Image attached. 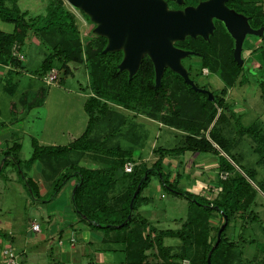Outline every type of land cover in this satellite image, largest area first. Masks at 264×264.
<instances>
[{
    "label": "trees",
    "instance_id": "16d2710c",
    "mask_svg": "<svg viewBox=\"0 0 264 264\" xmlns=\"http://www.w3.org/2000/svg\"><path fill=\"white\" fill-rule=\"evenodd\" d=\"M7 1L9 0H0V20L12 24V30H0V64L21 67L22 61L13 56L12 47L14 44L23 45L30 38L31 32L49 50L40 64L39 75L45 76L56 67L63 72V76L55 80L62 82L63 77L73 74L71 64L83 63L90 76L91 93L83 104L88 117L84 131L64 145H41L37 139L31 140L32 153L27 160L29 166L39 161L43 165L41 172L46 176V168L57 172L58 165H65L66 172L61 180H55L51 196L56 195L68 179L74 176L76 181L71 191L73 212L91 230L102 234L101 242L104 246L120 244L126 264H182L184 259L188 260V264H243L242 253L238 250V245L228 239L226 230L237 217L242 220L256 219L250 207L254 204L257 191L214 143L234 160L226 150L229 141L219 132L218 126L225 120V112H229L231 117L236 116L231 111L226 95L228 88L235 85L240 75L246 81L245 73L250 70L255 73L264 104V43L258 50L253 49V58L258 62L256 68L246 63L239 65L234 60L233 39L220 23L216 24L213 34L207 40L200 36H187L175 43L179 48L198 53L188 57H199L201 67L217 73L223 82V87L215 93L206 85L197 83L201 69L194 74L189 65H184L189 77L198 87L213 93L214 99L210 101L206 93L193 90L181 75L169 68L164 71L161 85L156 87L154 66L147 55L143 56L137 72L129 79L127 71L118 70L123 57L122 50L103 53L107 39L94 34L92 30L83 42L76 16L64 0H47L44 14L35 16H29L27 10L21 11L17 5L18 0H11L12 4L9 6L6 5ZM82 14L90 21L86 14ZM249 14L253 27L264 25V8L259 6ZM262 39L264 41V35ZM44 92V87L36 91L31 107L43 102ZM110 103L134 113H143L185 133L181 146L158 147L153 151L156 158L150 167L127 173L131 181L125 184L124 192L114 199L108 193L117 182L116 174L122 173L123 166L134 159L131 150L123 149L119 144L109 147L104 141L91 137L95 125L111 115ZM236 132L250 136L255 143V152L264 157V132L261 127L240 126ZM20 148V144L14 142L3 152V156L11 158L19 168ZM186 151L218 155V171L227 176L223 179L218 177L220 190L213 199L180 189L179 178L170 181V173L162 171L166 157L179 156ZM87 153L92 154V158L98 162L97 167L79 165V158ZM19 173L31 194L38 197L39 188L34 179L26 177L21 169ZM153 175L159 177L163 190L188 200V216L177 229H158L147 218L136 213L142 203L148 202L141 193ZM138 184L140 188L130 208V201ZM214 214L220 217V224L216 227L210 221ZM225 218L227 223L221 231L219 242L214 246L217 232ZM213 230L215 233L212 235ZM166 237L180 240L178 253L164 244ZM209 253L210 263L207 262ZM248 264H264V261H250Z\"/></svg>",
    "mask_w": 264,
    "mask_h": 264
},
{
    "label": "rangeland",
    "instance_id": "374dc122",
    "mask_svg": "<svg viewBox=\"0 0 264 264\" xmlns=\"http://www.w3.org/2000/svg\"><path fill=\"white\" fill-rule=\"evenodd\" d=\"M64 2L76 16L80 39L84 42L90 36V31H93L94 24L78 9L71 7L65 0ZM257 2L264 3V0H257ZM11 4V0L6 2L8 6ZM46 4L47 0L17 1L21 11L27 10L29 16L44 14ZM0 27L3 29L11 28L12 24L0 20ZM31 35L30 32V38L23 45L14 44L12 47V52L15 49V51L24 54V60H22L24 67L19 72L21 83L20 86L14 87L15 94H20L22 90L36 93L40 87H44L45 99L43 103L24 111V114L19 117L17 124L20 130L17 135H14L13 141L18 142L21 146L18 152L21 168L14 165L11 158H6V164L2 170L0 169V264H5L1 257L2 249L5 246L13 249L18 264H59L57 259L50 256L48 247H45L44 242L48 243L49 238L43 241L39 240L35 232H29L28 227L34 218H37L42 226L46 224L45 217L53 209L61 212L60 210H64L66 206L69 211L72 208L71 192L63 194L60 190L56 195L51 196L55 180H61L62 175L66 172L65 165H58L56 167L57 172H51L49 168H46V177L41 172L43 165L39 161L29 166L27 160L32 153V138H37L44 145H64L72 136H79L87 124V114L83 108L87 94L90 95L91 93L87 67L83 63L71 64L73 74L63 77L62 82L55 80V78L63 76V72L58 71L56 67L45 76L39 75L38 69L49 50L34 35ZM263 43L264 41H261V39L251 37L250 43L246 45V49L242 52L243 63L256 68L258 62L253 58L254 50H258ZM19 63L21 62L19 61ZM182 64L189 65L194 74L201 69V74L197 76L199 85H206L215 93L223 87V82L217 73L211 72L206 67H201L199 57L187 56L182 59ZM245 74L246 81L242 80L243 76L240 75L235 85L227 90L226 100L236 116L231 117L229 112H225L226 118L218 126L219 132L229 141L226 150L234 160L215 143L214 145L257 191L254 204L250 207L252 213L256 215V219L242 220L237 217L230 222L226 230L228 239L238 245V250L242 253L243 264H248L250 261H264V157L255 152V143L250 136L241 135L236 131L240 126L254 125V127H261L264 132V104L260 97L258 78L255 73L250 70L249 73ZM51 76L53 80L47 81V78ZM2 80L4 82V79L1 78L0 93H2ZM34 97L36 98V95ZM110 106L112 109L111 115H108L109 117L106 119H101L95 125L91 137L104 141L109 147L119 144L121 148L131 150L134 160L127 163H132V171L146 166L150 167L156 158V154L153 152L154 149L158 147L171 148L183 144L184 134H181V130L177 132L179 130L176 129L177 131H175L174 128L149 118L143 113H134L120 105L110 103ZM1 109L3 113V108ZM4 115L5 113H3V117L6 116ZM5 157L0 153V164ZM202 157L212 158L218 164V155L214 153L189 152L181 158L184 162L180 167L174 168V156L166 157L165 167L162 171L170 173V181L177 180L174 177L177 178V175L180 174L178 180L180 189L213 199L220 190L218 177L220 176L223 179L227 174L216 172L218 170L216 168L210 169L208 174L205 175V179L200 177L201 181H204V189L198 193L193 174L197 177L200 176L201 170L197 166L202 161ZM107 159H110L109 155ZM79 160V165L85 167L98 166V162L89 153L79 158ZM168 163H173V167L169 166ZM99 165L101 166L102 163H99ZM125 165L122 173L117 172V182L108 193L112 199L121 195L126 189L125 184L131 181L127 175L130 172H125ZM20 169L26 177L42 182L44 194L40 193L38 197L31 194L22 175L19 173ZM193 169L195 170L193 171ZM208 179H213L211 186L208 184ZM156 188L159 190L158 192H156ZM143 194L150 197L149 201L142 203L136 213L147 218L156 228L177 229L186 220L188 200L163 190L157 175L151 176L150 183L143 190ZM72 212L70 214H73ZM210 221L212 226L216 227L220 224L219 215L214 214ZM214 233L215 230L212 231V235ZM164 244L169 246L175 253L180 251L181 242L178 238L166 237L164 238ZM114 254L116 258L119 257V260L123 257L120 252ZM87 263L84 257L80 258L79 256L76 263L71 264ZM182 264H188V260L184 259Z\"/></svg>",
    "mask_w": 264,
    "mask_h": 264
},
{
    "label": "water",
    "instance_id": "95a60500",
    "mask_svg": "<svg viewBox=\"0 0 264 264\" xmlns=\"http://www.w3.org/2000/svg\"><path fill=\"white\" fill-rule=\"evenodd\" d=\"M74 9L81 10L94 24L93 33L107 39L103 53L122 50L123 57L118 64L119 71H127L129 79L137 72L142 58L147 55L153 63L155 86L161 85V78L166 68L181 75L190 87L206 93L212 101L210 90L198 87L189 77L182 64V59L198 54L174 45L187 36H201L208 39L214 31L213 19L220 20L227 32L234 39L233 58L243 64L242 45L246 34L262 36L264 25L253 29L247 18L230 10L225 5L227 0H204L196 6H187L182 10H170L166 0H65ZM181 3L182 0H174ZM6 157L1 161L0 169ZM137 185L130 201L137 194ZM130 218V215L127 217ZM227 223L220 226L214 246L220 240V234ZM210 263V253L207 257Z\"/></svg>",
    "mask_w": 264,
    "mask_h": 264
},
{
    "label": "crops",
    "instance_id": "0c3cea01",
    "mask_svg": "<svg viewBox=\"0 0 264 264\" xmlns=\"http://www.w3.org/2000/svg\"><path fill=\"white\" fill-rule=\"evenodd\" d=\"M0 30L10 32L12 30V27H7L5 29L0 27ZM23 67V64H21V67H19L18 65L14 66L8 64H0V79H4V82L2 80L1 85L2 93H0V153H2V155L3 152L14 143L13 137L14 135H17L20 130L17 124L19 117L24 114V111L36 107L30 106V103L35 98V93L29 90H22L20 94H15V88L20 86L21 83L19 72L22 71ZM88 95L89 94H87V96ZM1 108H3V113H5L6 115H4L5 117H3ZM174 130L177 131L176 129ZM177 132H180V130ZM181 134L185 135V133H183L182 131ZM76 137L78 136H72L67 143H69ZM38 142L39 144L44 145L40 143L39 140ZM189 152L191 151H186L182 156H174V168L183 165L184 161L181 158L185 157ZM201 159L202 161H200V164L197 166L201 170L200 176L197 177V175L193 174V177H195V187L197 188L198 193L204 189V181H201L200 177L205 179V175L208 174L210 169H218V164L215 163L214 159L209 157H202ZM168 164L169 166L173 165V163ZM194 170L195 169H193V171ZM217 171L218 170H216V172ZM179 175L180 174L177 175V178L180 179ZM174 179H176V177H174ZM34 181L38 185L39 194L43 193L44 186L42 182L40 180ZM75 181L76 178L74 176H71L68 181L62 186V193H70L75 184ZM212 181L213 179H208V184L210 186L212 184ZM158 191L159 190L156 188V192ZM45 194L47 193L45 192ZM142 197L147 198L149 201L150 197L144 195L143 191ZM71 209L69 211V208L66 206L64 210H60L63 213L58 212L56 209H53L52 212L47 214V216L45 217L46 224H44L43 226L40 224L41 230L37 233L35 232L39 240L43 241L46 238H49L48 243H44L46 244L45 247H48L49 249L50 256H52V258L54 259H57L59 264L76 263L79 256L80 258L84 257L88 262L87 264H126L125 254L122 252L121 246H104L101 242L102 234L99 231L91 230L89 226L84 221H81L74 212H72L73 214H70L71 211H73ZM40 217L42 218L41 215ZM33 221L38 222L37 218L32 219V222ZM28 230L29 232H31L30 225L28 227ZM116 252H120L123 254V257L120 260L119 257L116 258V255L114 254Z\"/></svg>",
    "mask_w": 264,
    "mask_h": 264
},
{
    "label": "flooded vegetation",
    "instance_id": "af4514ba",
    "mask_svg": "<svg viewBox=\"0 0 264 264\" xmlns=\"http://www.w3.org/2000/svg\"><path fill=\"white\" fill-rule=\"evenodd\" d=\"M202 1H204V0H182L181 3H177L174 0H166V3H167L168 9H170V10H182L187 6H196L199 2H202ZM225 5L227 6L228 9L233 10L236 13L241 14L244 17H246L247 22L250 25V27H252L253 29L259 28V27L255 28L251 25V23H250L251 15L249 14V12H252L253 10L257 9V7H259V6L264 8V3H259V2H257V0H237V1L227 0V1H225ZM213 23H214L215 27H216V24H219V23L224 26V24L220 20L215 19V18L213 19ZM224 28H225V26H224ZM262 36L259 37V36H255L252 34H246L244 41H243V45H242V51H244V49L246 48V45L250 43L251 37H257V38L261 39V41H263ZM175 43H174V45H175ZM233 48H234V39H233Z\"/></svg>",
    "mask_w": 264,
    "mask_h": 264
},
{
    "label": "built area",
    "instance_id": "2783aa9c",
    "mask_svg": "<svg viewBox=\"0 0 264 264\" xmlns=\"http://www.w3.org/2000/svg\"><path fill=\"white\" fill-rule=\"evenodd\" d=\"M12 54L14 56H16L20 61L24 60V54L23 53H19V52L15 51V49H14ZM52 80H53L52 76L47 78V81H52ZM132 166H133L132 163H127L125 165V172H131ZM40 230H41V227H40V224L38 222H35V221L31 222L30 231L37 233ZM1 256H2L5 264H18L17 259H16V255L14 254L13 249L9 246H5L2 249Z\"/></svg>",
    "mask_w": 264,
    "mask_h": 264
}]
</instances>
